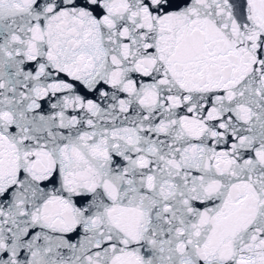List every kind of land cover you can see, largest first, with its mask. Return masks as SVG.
<instances>
[{"label":"snow or ice","instance_id":"6c2138e0","mask_svg":"<svg viewBox=\"0 0 264 264\" xmlns=\"http://www.w3.org/2000/svg\"><path fill=\"white\" fill-rule=\"evenodd\" d=\"M0 264H264V0H0Z\"/></svg>","mask_w":264,"mask_h":264}]
</instances>
